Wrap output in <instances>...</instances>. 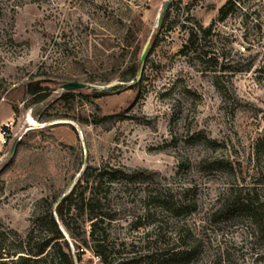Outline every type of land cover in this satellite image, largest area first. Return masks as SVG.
Returning <instances> with one entry per match:
<instances>
[{
  "label": "rangeland",
  "instance_id": "rangeland-1",
  "mask_svg": "<svg viewBox=\"0 0 264 264\" xmlns=\"http://www.w3.org/2000/svg\"><path fill=\"white\" fill-rule=\"evenodd\" d=\"M165 1L0 0V231L23 238L43 198L68 191L85 165L107 164L142 173L111 200L119 219L111 234L133 242L124 253L148 249L146 222L130 223L157 190L194 204L173 223L198 245L195 264H264V0H238L223 22L215 20L226 0H170L155 28ZM212 22L180 52L188 33ZM148 39L136 92L123 77ZM30 75L51 79L44 100L5 96ZM68 81L86 84L72 91L71 111L56 102ZM96 92L105 93L99 111L81 96ZM63 113L70 117L37 120ZM233 195L252 200L254 216L219 214ZM80 259L100 264L88 251Z\"/></svg>",
  "mask_w": 264,
  "mask_h": 264
},
{
  "label": "trees",
  "instance_id": "trees-1",
  "mask_svg": "<svg viewBox=\"0 0 264 264\" xmlns=\"http://www.w3.org/2000/svg\"><path fill=\"white\" fill-rule=\"evenodd\" d=\"M237 8L238 0H226L219 7L215 21H225ZM164 19L159 29L162 28ZM214 22L207 27L198 26L196 32L188 33L180 52L184 53L194 46L201 38L200 35L203 37L209 33ZM130 32L129 29L127 34ZM140 51L141 49H135L131 52V60L126 67L127 76L123 77V81L129 82L137 75L139 65L133 58ZM50 81L48 77L30 75L25 81L9 89L5 96L12 91L21 90L27 96L22 99L23 105L27 102H39L50 93L51 88L46 85ZM127 88L137 92L139 81L131 83ZM104 95L105 93L96 92L81 96L89 98L94 109L99 111L96 100ZM74 96L72 91H63L56 102L71 111ZM10 107L16 116L18 106L11 103ZM69 117L68 113L41 114L37 120L49 122ZM106 117L108 116H93L91 122L98 123ZM138 174L142 173L126 172L122 166L85 165L74 185L63 193L65 195L59 201L61 195L41 200L39 212L31 220V226L23 238L9 237L8 232L0 231V264H76L85 251L96 257L100 264H195L198 245L194 241L188 243L191 237L185 226L173 223L184 212L194 210V204L185 196L176 199L172 194L155 190L149 191L143 198L141 214L136 215L130 223L131 227L137 228L136 225L143 220L148 226H144L141 231L143 240L148 243L145 246L148 249L143 253H124V247L132 246L133 242L111 234L112 224L119 221L111 205L114 190L119 186L121 191L126 192L132 186H138ZM254 208L252 200L233 195L221 205L218 213L229 214L238 210L254 216Z\"/></svg>",
  "mask_w": 264,
  "mask_h": 264
},
{
  "label": "water",
  "instance_id": "water-1",
  "mask_svg": "<svg viewBox=\"0 0 264 264\" xmlns=\"http://www.w3.org/2000/svg\"><path fill=\"white\" fill-rule=\"evenodd\" d=\"M170 3V0H166L161 8V10L159 11L158 15H157V19H156V24H155V28H158L162 22V19H163V16L165 14V11L168 7ZM149 48H150V40L148 39L144 46L142 47L141 49V52H140V55H139V59H138V65H139V69L137 71V75L130 81V84L131 83H135L138 81L139 77H140V74H141V71H142V66L143 64L145 63V59L148 55V52H149ZM86 86V84L84 82H79V81H68V82H65L63 84L60 85V89H62V91H73V90H77V89H83L84 87ZM56 123H59V122H54L53 124H56ZM19 141H20V138H15L7 153H6V160L8 162H10L15 153H16V150H17V146L19 144ZM65 194H62L58 201L64 196Z\"/></svg>",
  "mask_w": 264,
  "mask_h": 264
},
{
  "label": "built area",
  "instance_id": "built-area-1",
  "mask_svg": "<svg viewBox=\"0 0 264 264\" xmlns=\"http://www.w3.org/2000/svg\"><path fill=\"white\" fill-rule=\"evenodd\" d=\"M4 133V132H3Z\"/></svg>",
  "mask_w": 264,
  "mask_h": 264
}]
</instances>
